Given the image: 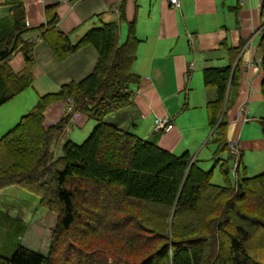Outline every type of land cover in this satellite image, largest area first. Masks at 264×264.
Here are the masks:
<instances>
[{
  "label": "trees",
  "instance_id": "trees-1",
  "mask_svg": "<svg viewBox=\"0 0 264 264\" xmlns=\"http://www.w3.org/2000/svg\"><path fill=\"white\" fill-rule=\"evenodd\" d=\"M5 1L13 8L0 20V105L31 84L33 62L32 42L22 38L28 28L21 3ZM54 4L45 9L39 37L59 60L86 44L94 47L97 60L84 78L38 96L0 135V189L15 185L56 214L47 252L41 254L21 245L24 222L0 210V264H264V170L239 175L238 152L234 181L227 179L233 156L224 113L237 85V49L228 50L227 65L201 70L203 86L214 90L204 108L215 149L210 169L204 170L186 152L174 154L104 120L129 105V86L139 80L130 70L139 43L133 21L122 42L118 22H108L72 43L56 27ZM122 7L123 0L119 20ZM260 14L264 17V0ZM257 48L264 104V25ZM15 51L26 63L17 73L7 64ZM58 100L70 111L43 127V110ZM74 112L83 113L93 126L80 143L64 138L55 156L52 145ZM257 124L264 137V117ZM223 151L227 156L219 159ZM216 164L223 185L210 181Z\"/></svg>",
  "mask_w": 264,
  "mask_h": 264
},
{
  "label": "crops",
  "instance_id": "crops-1",
  "mask_svg": "<svg viewBox=\"0 0 264 264\" xmlns=\"http://www.w3.org/2000/svg\"><path fill=\"white\" fill-rule=\"evenodd\" d=\"M19 1L28 28L22 38L32 42V81L21 93L1 105L4 107L17 100L8 109L10 115L7 113L8 117L0 122V129L14 124L38 96L56 91L61 84L84 78L96 63L97 52L90 44L59 60L39 37L38 27L46 19L45 9L55 3L56 27L72 43L88 29L108 22H118V40L122 42L127 23L133 21L139 43L130 70L139 80L129 86V105L107 114L106 122L153 140L172 153L179 148L198 150L209 141L211 129L204 107L214 97V90L203 86L201 70L206 66L227 65L231 61L228 50L237 49L233 63L238 59V80L225 108V138L237 148L240 162L244 151H264V137L257 124V119L264 117L260 93L262 70L257 48L259 28L264 25L261 0H178L173 7L166 0H123L122 20H119L118 11L122 0ZM12 8V4L0 0V20L8 16ZM7 64L14 73L26 67L19 51L9 57ZM194 81L202 93L200 105L195 104L192 94ZM195 108L202 109L205 118L190 122L188 118ZM66 109L68 105L64 101L49 103L43 110V127L54 124ZM156 117L167 118L170 128L155 132L152 126ZM92 126L93 122L83 113L74 112L62 137L71 138L67 136L70 128H85L84 133ZM75 138L73 136V140ZM225 156L227 151L218 154L219 159ZM190 160L199 163L195 155L190 156Z\"/></svg>",
  "mask_w": 264,
  "mask_h": 264
},
{
  "label": "rangeland",
  "instance_id": "rangeland-1",
  "mask_svg": "<svg viewBox=\"0 0 264 264\" xmlns=\"http://www.w3.org/2000/svg\"><path fill=\"white\" fill-rule=\"evenodd\" d=\"M193 85L194 89L192 94L195 98V104L200 105V103L202 102V93L199 91V89L196 88L197 83H195V81L193 82ZM19 98L20 97H18V99ZM13 102H17V100L7 103L6 105H4V107L0 105V122H3L5 117H8L7 113H9L10 115L11 112H9L8 109ZM69 108L70 107L68 106V109H66L65 111H70ZM202 116L204 119V111L202 109L195 108L188 118V121L197 122L199 119H201ZM18 117L19 116H17V118ZM12 124L13 123H9L8 127L1 128L0 130L2 131L0 132V135L4 131H6V129L12 126ZM70 129L67 132V136L71 135L72 139L70 137L68 138L75 143H80L90 130H86L83 133V130L85 128L73 127ZM75 135H77V138H75ZM73 136L76 140H73ZM63 139L64 137H61L56 143H54V145H52V150L55 156L60 155L61 153L60 145ZM214 149L215 146L211 142L207 141V144L203 145L198 150L195 148L189 151L184 149V151L179 148L173 153L180 154L186 152L189 157L195 155L196 159L199 160V166L204 170H208L212 165L211 156L214 152ZM195 150L197 151L195 152ZM227 167V179L232 183L234 181V177L230 170V168L232 167L231 161L227 163ZM238 170L239 175L245 176L254 175L260 171H263L264 151H244L243 155L241 156V166ZM210 181L217 185L225 184L224 177L220 173L218 165L212 168ZM0 210L6 212L11 217L21 219L24 222L26 229L23 235L19 238L21 245L41 254H46L48 244L50 242L49 240L51 237V232L56 222V214L54 212L49 211L39 205V201L36 195L15 185H10L0 189Z\"/></svg>",
  "mask_w": 264,
  "mask_h": 264
},
{
  "label": "built area",
  "instance_id": "built-area-1",
  "mask_svg": "<svg viewBox=\"0 0 264 264\" xmlns=\"http://www.w3.org/2000/svg\"><path fill=\"white\" fill-rule=\"evenodd\" d=\"M168 5L173 7V6H177L178 0H166ZM70 110V108H69ZM153 130L155 132H164L167 131L170 128V124L168 123V119L165 117H156L153 120V126H152ZM228 149L230 154L233 156V162H232V167L230 168L233 177L235 178L234 175V168L236 166V161H237V157H238V151L237 148L235 147V145L233 143H228Z\"/></svg>",
  "mask_w": 264,
  "mask_h": 264
}]
</instances>
